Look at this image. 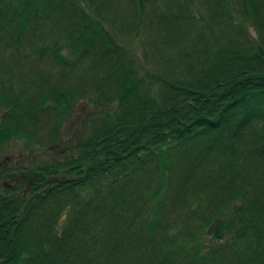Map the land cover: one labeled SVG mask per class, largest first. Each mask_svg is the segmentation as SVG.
<instances>
[{
    "label": "trees",
    "instance_id": "obj_1",
    "mask_svg": "<svg viewBox=\"0 0 264 264\" xmlns=\"http://www.w3.org/2000/svg\"><path fill=\"white\" fill-rule=\"evenodd\" d=\"M205 1L215 7L210 20L200 16L208 31L202 26L189 40L210 45L199 70L147 81L118 63L102 84L117 89L118 104L90 117L77 138L59 132L76 91L42 77L38 94L24 100L11 90L8 65L0 79V148L14 138L48 146L40 159L0 168V264H264V0H239L240 21L222 20L227 0ZM88 4L93 14L75 0H0V45L18 48L28 24L36 29L43 20L66 38L47 46L54 62L73 66L102 40L101 56L120 54L107 18L96 20L107 6ZM187 11L179 16L194 19ZM16 28L20 36L3 41ZM102 99L113 97L103 91ZM254 171L252 183L244 180ZM205 196L224 209L247 201L231 203L230 219L216 224L219 241L225 229L236 233L220 243L222 252L203 250V235L189 229ZM209 215H198L200 229L212 223Z\"/></svg>",
    "mask_w": 264,
    "mask_h": 264
},
{
    "label": "rangeland",
    "instance_id": "obj_2",
    "mask_svg": "<svg viewBox=\"0 0 264 264\" xmlns=\"http://www.w3.org/2000/svg\"><path fill=\"white\" fill-rule=\"evenodd\" d=\"M14 1L18 2V0ZM132 1L137 0H75L76 7L79 10L87 11L90 14L93 13L88 3L94 7L95 4L101 3L107 6L105 9L99 7V16L96 20L103 22L104 19L102 17L105 16L107 18L109 23L105 24V26L109 28L107 30L117 43L118 49L122 50L120 54L109 52L105 56H101L100 49L104 43L102 40L90 48L79 59V63H75L76 65L64 66L57 61L54 62L50 54V48L48 49L47 46L53 43L63 45L66 38L59 37L53 31L45 29L42 24L43 20H40L39 24H36V29L31 28L34 25L31 22L27 26L28 31L21 36L19 28H16V31L14 29L15 32L8 33V36L4 38L3 41H7L12 36H20V45H22H19V49L17 47L11 49L4 46V44L0 45V79L5 77V71L12 62L11 72H6L12 79L11 90L21 98L25 97L24 100L38 94L36 88L40 84L39 81L43 80L42 77L48 78L54 84V87L55 85L58 86L56 87L57 90H63L66 93L76 91L77 95L73 101V108L66 119V123L61 125L59 132L63 136L66 135L64 133L66 132L68 133L67 137L77 138L87 133L88 124L86 122L90 117H99L103 111L115 108L118 104L117 89L113 87L106 88L102 85L103 82L109 81L114 76L118 63H125L127 67L134 68L137 76L140 75L147 81L156 79L155 76H164L166 74L169 77H173L171 75L173 73L178 77L181 76V73L188 74L191 72L190 74H192L195 71L194 67H198L199 70L202 66L200 61H203L208 56L206 48L210 47V45H207L205 50L199 49L200 45L195 47L189 40L196 35L202 26L208 31L206 21H203L200 16L203 19L210 20L215 12L213 10V8L215 9L214 4L213 7L212 5L209 6L205 0H142V5L136 6ZM233 1L231 0V3H228L227 0L222 6L219 5L221 6L220 10H222L220 12L223 13L221 16L223 17L222 20H227V15L231 14L235 16L237 21H240L239 11L241 10L240 3L242 4V2L238 3L239 0H236L235 3H232ZM246 4L248 3L246 2ZM187 10H191L195 17L194 19L184 17L185 14L179 16L180 13ZM47 11L40 12L46 14ZM220 23L221 28L224 27L223 29L231 33L232 28L229 26L225 28V23L222 21ZM245 27H247V34L256 36L254 27H250L248 24H245ZM30 37H32V44L28 42ZM257 39L259 40V35L255 38V40ZM82 45L84 46L83 43ZM15 49H18L17 53ZM38 56H41V58H38ZM117 57L120 60L119 62L116 60ZM103 91H105V96L113 97L111 102L105 99H102V102L100 101ZM1 112L2 109H0ZM45 121L42 120L39 123L40 129L44 128ZM47 124L51 125L52 121H47ZM36 134L33 139L40 138L43 133L39 131ZM47 146L46 144L32 145V143L28 144L26 142L24 144L23 139L14 138L0 148V168L23 166L31 160L40 159L39 156H46L44 150ZM29 147L32 150H29ZM174 175L175 177L178 176L175 172ZM255 176L256 172L254 171L250 177L244 180L252 183V179ZM11 179L3 177L1 181L11 185L13 184ZM242 185V182L238 183V187ZM212 189H207L204 192L209 194L216 190L212 191ZM196 197L193 198L196 199ZM193 198L192 202L194 203ZM211 199L213 198L207 199V196L203 200L200 199L202 201L201 211L192 218L189 229L194 237L198 236L199 233L203 235V250L211 252L218 248L219 252H222L223 249L220 247V243L230 242L236 233L234 229H225V233L219 241L215 237V227L219 220L227 221L230 219L229 212L233 210V206H230L231 202L227 209H224L220 203L211 201ZM246 202V200L240 198L234 204L244 203L243 205H246ZM234 204L232 203V205ZM214 210L219 211L211 215ZM200 213L210 214L209 216L213 218L212 223L204 229H200L198 226V215ZM223 247L224 250H229L228 246ZM222 260H226V257L222 256Z\"/></svg>",
    "mask_w": 264,
    "mask_h": 264
}]
</instances>
